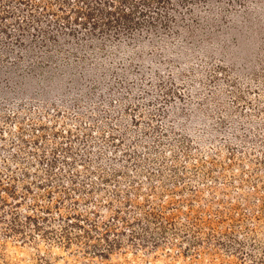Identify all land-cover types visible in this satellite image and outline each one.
<instances>
[{
  "label": "rangeland",
  "instance_id": "obj_1",
  "mask_svg": "<svg viewBox=\"0 0 264 264\" xmlns=\"http://www.w3.org/2000/svg\"><path fill=\"white\" fill-rule=\"evenodd\" d=\"M0 264H264V0H0Z\"/></svg>",
  "mask_w": 264,
  "mask_h": 264
}]
</instances>
